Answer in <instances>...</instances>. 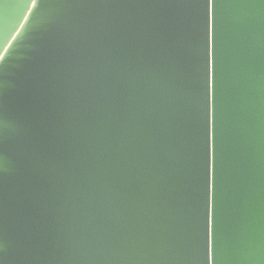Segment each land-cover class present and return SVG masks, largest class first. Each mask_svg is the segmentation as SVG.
<instances>
[{
  "label": "water",
  "instance_id": "1",
  "mask_svg": "<svg viewBox=\"0 0 264 264\" xmlns=\"http://www.w3.org/2000/svg\"><path fill=\"white\" fill-rule=\"evenodd\" d=\"M214 15L216 264H264V0ZM207 129V0H4L0 259L206 264Z\"/></svg>",
  "mask_w": 264,
  "mask_h": 264
},
{
  "label": "snow or ice",
  "instance_id": "2",
  "mask_svg": "<svg viewBox=\"0 0 264 264\" xmlns=\"http://www.w3.org/2000/svg\"><path fill=\"white\" fill-rule=\"evenodd\" d=\"M215 2L216 0H207V208H206V228H205V245H206V264H216V213H215ZM4 0H0V5ZM37 5H34L36 7ZM211 9V11H210ZM211 16L212 24V101L211 114L213 125V180L210 193L209 181V120H210V99H209V22ZM0 264H4L0 259Z\"/></svg>",
  "mask_w": 264,
  "mask_h": 264
}]
</instances>
